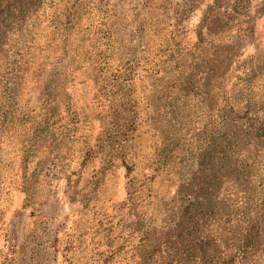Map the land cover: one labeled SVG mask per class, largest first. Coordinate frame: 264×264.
Segmentation results:
<instances>
[{"label":"rangeland","instance_id":"obj_1","mask_svg":"<svg viewBox=\"0 0 264 264\" xmlns=\"http://www.w3.org/2000/svg\"><path fill=\"white\" fill-rule=\"evenodd\" d=\"M0 264H264V0H0Z\"/></svg>","mask_w":264,"mask_h":264}]
</instances>
